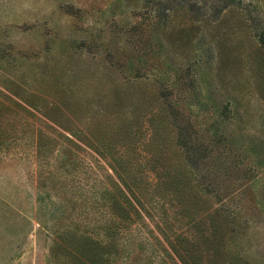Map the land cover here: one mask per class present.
I'll return each mask as SVG.
<instances>
[{"label": "rangeland", "instance_id": "obj_1", "mask_svg": "<svg viewBox=\"0 0 264 264\" xmlns=\"http://www.w3.org/2000/svg\"><path fill=\"white\" fill-rule=\"evenodd\" d=\"M157 1L0 0V264H89L87 254L74 248L76 232L69 231L84 208L60 207L55 150L37 154L36 128L46 132L40 137L62 141L67 132L43 114L63 119L46 108L65 109L58 101L74 95L84 109L70 121L86 128L104 108L111 111L112 87L129 95L120 101L122 110L130 114L135 105L145 118L155 104L135 99L151 83L168 89L170 103L195 131L194 141L220 140L193 178L205 175L202 186L212 193L206 204L237 212L230 224L235 229L226 234L227 251L246 264H264V56L257 38L264 34V0H161L192 4L193 14L202 17L212 11L202 13L203 8L227 2L219 15L224 24L215 22L220 29L209 42L211 54L202 22L187 31L193 37L187 47L185 39L160 44ZM240 17L244 24L237 22ZM134 74L149 80L135 83ZM79 144L84 162L112 177L106 162ZM142 221L143 233L150 230L167 250L165 264H181L154 219ZM152 237L147 241L155 245ZM145 247H132L117 264H138L148 255Z\"/></svg>", "mask_w": 264, "mask_h": 264}, {"label": "trees", "instance_id": "obj_2", "mask_svg": "<svg viewBox=\"0 0 264 264\" xmlns=\"http://www.w3.org/2000/svg\"><path fill=\"white\" fill-rule=\"evenodd\" d=\"M225 3L203 8L202 13L212 11L202 17L201 13L200 16L198 12L197 16L193 14L192 4L184 6L158 0L154 24L160 44L174 45V42L181 43L185 39L182 45L187 47V39L191 41L193 38L187 31L198 28L202 22L210 37L205 50L211 54L209 42L217 36L219 22L224 24L219 15L223 8H227ZM237 22L244 24L246 19L240 17ZM257 38L264 56V34L259 32ZM132 78L135 83L149 80L137 74ZM123 94L126 92L112 87L108 105V108L112 106L111 111L104 108L98 120H90L86 128L70 121V117L84 109L80 98L74 95L61 98L58 102L65 109L59 104H51L46 109L63 122H57L55 116L43 115L67 132L62 141L40 137L42 134L46 136V132L36 128L37 154L45 156L55 150L52 158L58 164L63 184L60 207L73 203L84 208L82 213L75 215V226L69 230L76 232L74 248L82 255L87 254L89 264H117L119 257L130 255L132 247L142 250L146 245L144 250L148 255L138 264H165L168 262L164 258L167 250L150 230L143 233L142 220L149 217L154 219L162 239L181 264H246L244 259H237L225 248L226 234L234 231L230 224L237 212L230 211L223 204H206V199L212 195L211 189L202 186L201 180L206 177L202 174L193 178L194 173L199 174L204 169L206 159L220 145V140L213 137L206 142L194 141L195 131L170 103L167 88H158L151 83L147 91L138 94L136 101L142 99L149 106L152 103L156 106L145 118L135 105L130 114L129 109L122 110L120 101L129 96ZM26 104L35 108L31 102L26 101ZM28 128L33 130L32 125ZM72 137L104 160L112 177L100 173L96 165L84 162L78 153L84 149ZM168 150L175 155L170 157ZM148 237H152L158 246L149 244ZM134 240L138 242L132 243Z\"/></svg>", "mask_w": 264, "mask_h": 264}]
</instances>
